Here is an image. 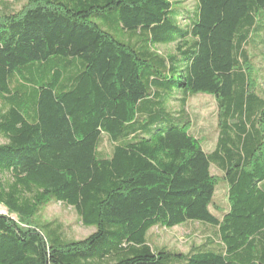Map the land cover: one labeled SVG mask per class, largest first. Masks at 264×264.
Returning a JSON list of instances; mask_svg holds the SVG:
<instances>
[{"label": "trees", "instance_id": "1", "mask_svg": "<svg viewBox=\"0 0 264 264\" xmlns=\"http://www.w3.org/2000/svg\"><path fill=\"white\" fill-rule=\"evenodd\" d=\"M0 205V264H264V0H0ZM194 222L186 252L148 238Z\"/></svg>", "mask_w": 264, "mask_h": 264}, {"label": "rangeland", "instance_id": "2", "mask_svg": "<svg viewBox=\"0 0 264 264\" xmlns=\"http://www.w3.org/2000/svg\"><path fill=\"white\" fill-rule=\"evenodd\" d=\"M179 4L191 8L193 0H173ZM176 45L174 43L169 45H160L157 49L165 55L172 54L175 51ZM255 68H262L259 61L254 62ZM258 73H261L258 72ZM206 95L199 94V96L191 97L189 99L188 109L193 117L192 131L200 138L205 149H210L216 139V119H215V102ZM215 200L218 204L224 206L227 202L226 189L220 185L217 191ZM0 213H6V209L0 205ZM42 221L57 220L64 228L66 235L82 239L89 235L93 228L84 227L79 221L78 216L71 207L64 204L54 203L48 206L41 214ZM205 222H194L188 224L177 225L172 228L154 226L148 232V238L153 241L154 245H167L182 252H186L190 243H200L204 237L201 232L205 227Z\"/></svg>", "mask_w": 264, "mask_h": 264}]
</instances>
